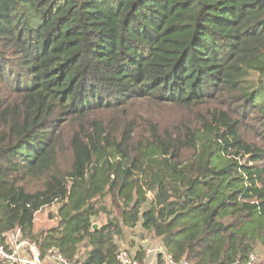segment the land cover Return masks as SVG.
Masks as SVG:
<instances>
[{
  "label": "trees",
  "instance_id": "1",
  "mask_svg": "<svg viewBox=\"0 0 264 264\" xmlns=\"http://www.w3.org/2000/svg\"><path fill=\"white\" fill-rule=\"evenodd\" d=\"M139 223L176 262L264 247V0H0V243L123 264Z\"/></svg>",
  "mask_w": 264,
  "mask_h": 264
},
{
  "label": "built area",
  "instance_id": "2",
  "mask_svg": "<svg viewBox=\"0 0 264 264\" xmlns=\"http://www.w3.org/2000/svg\"><path fill=\"white\" fill-rule=\"evenodd\" d=\"M10 249L7 250L0 243V261L6 264H70L69 261L56 251H49V255L42 260L40 251L34 242L20 239L19 232H11L9 234ZM161 254L168 264H190L186 261L176 262L172 255L168 253L161 243H152L145 246L144 258L138 261L130 251L120 249L117 259L123 264H148L146 258L149 256H157ZM248 264H256V257L251 255Z\"/></svg>",
  "mask_w": 264,
  "mask_h": 264
},
{
  "label": "rangeland",
  "instance_id": "3",
  "mask_svg": "<svg viewBox=\"0 0 264 264\" xmlns=\"http://www.w3.org/2000/svg\"><path fill=\"white\" fill-rule=\"evenodd\" d=\"M37 223L40 224L41 222ZM154 242H157V240H154L151 235L144 232L139 223L134 229L128 230L127 233L125 232V235L118 240V245L119 249L135 252L138 247L141 248ZM254 254H256V264H264V247L258 246ZM146 261L148 264H155L156 256H149L146 258Z\"/></svg>",
  "mask_w": 264,
  "mask_h": 264
}]
</instances>
